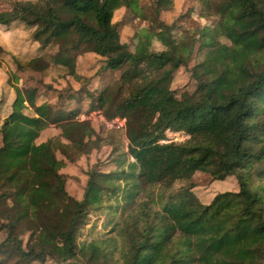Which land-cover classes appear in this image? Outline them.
Listing matches in <instances>:
<instances>
[{"label":"trees","instance_id":"obj_1","mask_svg":"<svg viewBox=\"0 0 264 264\" xmlns=\"http://www.w3.org/2000/svg\"><path fill=\"white\" fill-rule=\"evenodd\" d=\"M205 1V16L227 43L194 64L196 90L182 98L160 85L186 67L189 56L131 52L120 42L113 15L137 8L139 0L16 1L0 11V25L21 22L33 29L42 49L57 47L54 63L76 81L84 80L75 71L82 53L103 58L102 71L122 70L98 95L85 94L91 110L125 119L126 155L133 161L123 157L107 173L92 170L82 200L69 196L61 170L87 146L100 148L102 138L78 112L37 105L36 89L15 87L11 111L0 126V209L6 218L0 223V264H44L48 258L106 264L118 251L114 237L79 247L76 242L83 220L101 209L118 214L106 228L122 238L121 264H264V0ZM190 15L189 10L182 18ZM156 37L166 40L170 34ZM208 38L204 30L199 40ZM38 59L16 63L17 69L41 75ZM26 108L34 116L25 115ZM50 126L58 134L38 141ZM166 131L188 138L161 143ZM197 172L213 182L235 177L238 189L216 194L204 205L192 192ZM176 182L187 187L159 197L165 200L160 210L155 200L140 198L148 187L167 190ZM111 201L120 204L107 206Z\"/></svg>","mask_w":264,"mask_h":264},{"label":"rangeland","instance_id":"obj_2","mask_svg":"<svg viewBox=\"0 0 264 264\" xmlns=\"http://www.w3.org/2000/svg\"><path fill=\"white\" fill-rule=\"evenodd\" d=\"M16 1L36 2V0H0V11L9 10L11 4ZM207 5L205 0H139L137 8L129 11L120 9L113 15L112 22L117 26L120 42L128 44L131 52L140 53L142 49L155 53L173 51L175 55L181 54L184 58L189 56L187 66L178 68L160 85L161 88L172 90L178 98L190 95L196 90L197 85L192 77L194 64L200 63L209 49L227 43L221 36L214 20L205 16L203 10ZM189 10L190 17L182 18ZM204 30L209 33L208 41L205 43L203 39L199 40ZM165 31L170 34V37L166 40H158L156 35ZM32 33L33 29L21 22H14L9 26L0 25V47L2 49L0 56V126L11 111V101L15 98V87L20 91L36 89V104L49 103L58 112L73 110L78 112L80 121H88L98 136L102 138L103 145L101 144L100 148H94L92 145L87 146L80 158L69 163L70 166L65 168L66 192L69 196L80 201L83 198L87 175L92 170L101 173L112 171L123 157L127 162H133L126 155L125 119L117 116L107 118L104 114L91 110L92 103L89 105L90 100L85 94L87 91H94L95 95H98L101 89L118 80L122 70L118 72L102 71L100 68L104 64L103 58L93 53H82L76 57L75 71L84 80L76 81L67 74L65 69L54 63L53 58L57 54L58 48L48 46L46 49H42L39 43L34 42ZM34 58H39L38 65L44 66L41 75L30 69H17L16 63L24 66ZM242 72L244 75L250 76L248 70H242ZM127 88L124 86L122 93L126 94ZM69 96H75V98ZM121 98L123 96L120 94L118 100ZM23 113L33 115L29 108L24 109ZM115 118L121 119L120 121L124 124L123 128L108 130L104 122L101 121L103 119L106 122H111ZM56 129L50 126L41 134L38 141L55 137L58 134ZM183 135L182 138L186 140L187 135ZM123 168H126V163ZM191 181L195 185L192 189L193 194L204 205L209 204L216 194L238 189L235 177H229L221 182H213L208 174L197 172ZM180 187H187V182H176L167 190L159 186L148 187L142 191L140 198L155 200L154 207L160 210L165 200L159 201L158 198L175 196ZM116 204H120V202L111 201L107 203V206ZM117 216L118 214H112V211L107 209L90 212L83 220L78 232L77 246L97 239L105 240L114 237L117 240L118 251L113 253L106 264H121L120 254L124 250L122 238L116 233H108L110 229L106 228L108 222L115 221ZM5 219L4 211L0 209V223ZM27 236L28 234H25L21 239L24 248ZM3 239L4 234L0 233V242ZM11 249H13V245L7 247L6 251ZM13 259L16 260V257ZM44 264L86 263L80 259L58 263L48 258Z\"/></svg>","mask_w":264,"mask_h":264},{"label":"built area","instance_id":"obj_3","mask_svg":"<svg viewBox=\"0 0 264 264\" xmlns=\"http://www.w3.org/2000/svg\"><path fill=\"white\" fill-rule=\"evenodd\" d=\"M120 120L121 119L115 118L114 121L106 122L103 119H101V121L104 122V124L108 130L115 129V128H117V129L123 128L122 126L124 124ZM124 122H125V120H124ZM182 136H184V135L180 132L166 131L165 132V138H164V140L161 141V143L182 142L185 140V138H182Z\"/></svg>","mask_w":264,"mask_h":264},{"label":"crops","instance_id":"obj_4","mask_svg":"<svg viewBox=\"0 0 264 264\" xmlns=\"http://www.w3.org/2000/svg\"><path fill=\"white\" fill-rule=\"evenodd\" d=\"M13 101V100H12ZM11 101V102H12ZM42 103H45V102H41L40 104H37V105H41ZM49 104V103H48ZM10 109V108H9ZM26 115V114H25ZM27 116H30V115H27ZM31 116H34V114L33 115H31ZM127 144V143H126ZM68 166H70V165H66L62 170H61V173H63V174H65L66 175V171H65V168H67ZM114 169H116V168H114ZM67 176V175H66Z\"/></svg>","mask_w":264,"mask_h":264}]
</instances>
